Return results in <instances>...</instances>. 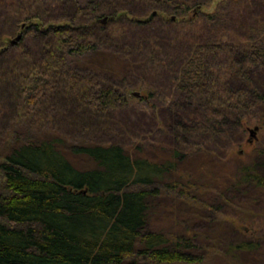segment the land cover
Instances as JSON below:
<instances>
[{
	"label": "trees",
	"instance_id": "trees-1",
	"mask_svg": "<svg viewBox=\"0 0 264 264\" xmlns=\"http://www.w3.org/2000/svg\"><path fill=\"white\" fill-rule=\"evenodd\" d=\"M210 1L156 0L176 18L144 20L125 17L119 0L66 4L71 15L60 17L49 5L41 16V5L54 0H0V264H264V229L244 237L225 219L231 212L241 220L264 217V143L242 161L228 154L246 117L264 125V0H224L204 13ZM187 12L194 17L178 21ZM105 16L106 25L99 22ZM51 18L67 21L41 25ZM110 22L117 27L108 30ZM131 26L146 38L129 42ZM17 34V42L1 44ZM98 45L121 74L70 66L71 54L97 53ZM146 55L169 69L173 105L185 116L174 123L165 157L93 135L112 129L116 121L98 120L128 103L107 72L125 85L144 84L146 75L134 73ZM184 101L191 104L182 108ZM55 113L76 119L74 128L51 126ZM161 214L184 229L152 225ZM191 218L209 221V239L185 223ZM223 231L238 238L228 241Z\"/></svg>",
	"mask_w": 264,
	"mask_h": 264
},
{
	"label": "rangeland",
	"instance_id": "rangeland-1",
	"mask_svg": "<svg viewBox=\"0 0 264 264\" xmlns=\"http://www.w3.org/2000/svg\"><path fill=\"white\" fill-rule=\"evenodd\" d=\"M49 1V0H48ZM85 1L86 0H66L65 4L63 3V1H61V5L59 6V8L57 10H55V8L57 7V2L56 0H54V5L50 4V2L47 4V6L44 4L41 5L40 9L41 10V16L44 15V13L46 15H48L45 12V8H48L51 6L50 10L52 9L51 12H48L49 14L53 15V11L55 10V14L54 17H60L61 14L62 16L64 15H71V10L70 8H72V4H74L75 2H79L81 5H85ZM224 0H211L210 2H207V4L205 6H203L202 10L204 13H210V12H214V10H216L217 6L219 5L220 2H222ZM119 2L123 3L125 2L127 6V8L125 9L127 13H125V17L130 16V13L135 14L138 18H142V19H149L151 16H156L157 14H162L165 15V13L167 14V17L170 16V11H168L167 7L165 5H163V3H157L156 0H119ZM130 2V6L127 5V3ZM121 3V4H122ZM70 6V8H67V5ZM43 8V10H42ZM67 9V10H65ZM65 10V11H64ZM164 10V11H163ZM167 11V12H166ZM120 14L123 12H119ZM119 14V15H120ZM73 15V14H72ZM133 16V15H132ZM172 16V15H171ZM181 16V15H180ZM179 16V17H180ZM194 16L190 13L187 12L186 15L180 19H178V21L180 20H186L189 21L193 18ZM104 18V17H103ZM103 18L99 19V22L101 24L106 25L107 22L109 20H107V17L105 16L106 20L102 21ZM173 19L176 18V16H172ZM229 19V18H228ZM39 20V19H38ZM41 20V19H40ZM52 20L51 22L48 23H41V25L44 26H48L50 23L55 24V25H61L63 24L65 21L67 20H54V19H48V21ZM70 20V18H69ZM113 21V20H111ZM29 22H26V24H28ZM158 24V22L156 21V24H154V26H156ZM25 24L23 25V27L20 28L19 32L23 31ZM110 27H108V30H112L115 29L117 27V24H114L112 22H110L109 24ZM126 26L129 27L130 26L126 24ZM179 26V25H176ZM132 27V32L130 30L131 33L129 34L130 39L133 38V40H130L129 42L135 43L138 39V36L143 35L146 38L145 33H141L139 31H141V28H138L136 26H131ZM161 35H165L167 34V32L170 33V29L168 30L167 26H158V30ZM107 30V31H108ZM173 30V29H171ZM182 30L187 31V29L184 27L182 28ZM174 31V30H173ZM188 31H190V29H188ZM135 32V33H134ZM15 38V37H4L3 38V42H1V44L4 46L6 44H8L9 42L11 43V40ZM137 38V39H136ZM98 50L96 51L97 53H93V52H88L85 55H77V54H71L68 58L69 63L71 62L70 66L71 67H82L85 64H91V65H96L97 67H112L115 68L116 70H118V72L121 74V71L119 70V67L115 61V58H113L111 56V54H106L103 53V55L101 54L102 51V46L100 47L98 45ZM154 55H156L154 53ZM147 56V55H146ZM157 57V56H156ZM161 57V54H159V57ZM150 55H148L146 57V60L143 61V68L134 73V77H138L139 80H143L144 76L146 75L144 84L141 83L139 85H133L130 86L131 83H124V81L122 80L121 76H117L116 78L111 76L109 72H107L108 77L110 78V80L112 81V83H114V85L120 89L125 90V93L128 96V103L123 106L122 109H120V111H114V116H110L109 114L104 115L103 117H101L98 122L101 123H107L110 124L113 123V120L116 121L115 123H113L110 127L112 129L107 130V132L102 133V135L100 136V132L96 131L98 134L94 133V137L97 138L100 137V141H107L108 139L111 141H120L123 145L127 146L129 148V146H131L130 151L131 152H135L137 154L141 153L145 156H149V157H165L167 156L172 148L171 146L175 143L174 141V137L172 135V128L174 127V123L181 120L183 118L182 116V109H177V107H175V105H173V99H174V93H171L170 89H168V82L170 79L169 76V69L163 68L161 69L160 67H156L154 65V63L152 64L151 62H153L152 58L150 59ZM73 63V64H72ZM150 64L153 65V68L150 67ZM147 64V67L150 68H146L145 65ZM151 65V66H152ZM110 69V68H109ZM156 70V71H154ZM168 71V72H167ZM145 74H144V73ZM255 73V72H254ZM257 74V73H255ZM136 75V76H135ZM130 77H133L130 76ZM152 89V91L155 93L152 97L147 96L149 91ZM147 96V97H146ZM1 99V98H0ZM190 101V100H189ZM187 101L183 102L182 108L184 106V108H187L188 105H190L191 103ZM59 105H55L56 108H58V110H63V108H65L63 106V103L61 100L57 99L56 101ZM1 103L3 104V100L0 101V107H1ZM56 104V103H55ZM187 110V109H186ZM257 111H259V109L257 108ZM61 112V111H60ZM185 117V116H184ZM252 115H250L249 117H246L245 119V126H244V131L243 134L241 135L240 140L237 143H232V147L231 149L228 150V154L229 152L232 153V155H235L236 157H238V160H235L236 162L238 161H242L241 159H246L247 155L257 146H260V144L264 143V125H262L261 123L258 122L257 116L253 117ZM76 119L74 118H69V119H63L61 118V115L58 113L56 115H54V117L50 118V125L51 126H55V127H62L66 128L67 126L72 125V128H74L75 125L72 124L73 121H75ZM185 119H183L184 121ZM78 121V120H77ZM3 123L2 121H0V126H2ZM115 126V127H114ZM257 126L258 129L255 130L254 134H251L250 129H254V127ZM67 129V128H66ZM69 143H75L74 140L69 139ZM138 145L141 146V149H137V147L134 148V145ZM157 159V158H156ZM161 160V159H159ZM218 162V161H216ZM198 163V162H197ZM196 163V164H197ZM219 164L221 162H218ZM216 164V163H215ZM83 165H87V164H83ZM215 166L214 164H211V169H214ZM222 169V167H221ZM217 172L219 171V167L216 168ZM171 197L173 195L169 194ZM168 196V195H167ZM174 197V196H173ZM176 201V199H174ZM182 201V200H181ZM179 203V201H176ZM161 204H167L165 199L162 200ZM194 204V202H193ZM184 202H182V204L180 205V207H183ZM199 205V204H198ZM179 206H177L175 204L174 207V213H177ZM179 207V208H180ZM172 212V211H171ZM207 213H210V210H203V213H201V215H208ZM167 214V213H166ZM189 214V213H188ZM211 214V213H210ZM161 217V218H160ZM159 218H156L155 220H153L152 225L154 226H158L159 227H163L164 225L167 224H171V226H173L176 223L173 222H169L166 220H162L163 217H165L163 214L160 215ZM155 218V217H153ZM180 218V216H179ZM194 218H191L190 220L188 219L185 223H188L189 221H193ZM225 219L232 222L234 224L235 229H237L236 232L238 233V235H251L250 233H254V232H259L260 230L264 229V217H251V218H246L244 220H241L238 216H236L235 213L229 214L225 216ZM253 219V220H251ZM179 225H175L177 230L178 228L184 229V226L182 227L181 224L178 221V219H176ZM202 221V220H201ZM254 221V222H252ZM155 222V223H154ZM195 224L193 223H188L190 224L191 228L196 230V232H198L200 234V237H203L204 239H209L206 237V234L208 232V228H209V224L208 222L205 221V223H202L200 221H197L199 223H196V220L193 221ZM167 223V224H166ZM153 226V227H154ZM224 233H222L223 238H226V240L230 241L231 238H238L237 234L235 232L232 231H223ZM190 233V232H189ZM242 235V236H244ZM246 237V236H244ZM241 238V237H239ZM209 264L211 263V261L208 262ZM129 264H131V262H129ZM212 264H216L215 262Z\"/></svg>",
	"mask_w": 264,
	"mask_h": 264
},
{
	"label": "water",
	"instance_id": "water-1",
	"mask_svg": "<svg viewBox=\"0 0 264 264\" xmlns=\"http://www.w3.org/2000/svg\"><path fill=\"white\" fill-rule=\"evenodd\" d=\"M105 20H106V18L104 17L102 21H105ZM20 36H21L20 34H17V35L15 36V38H13V39L11 40V43H15V42H17V41L19 40ZM257 129H258L257 126H255L254 129H250L251 134H254L255 130H257Z\"/></svg>",
	"mask_w": 264,
	"mask_h": 264
}]
</instances>
